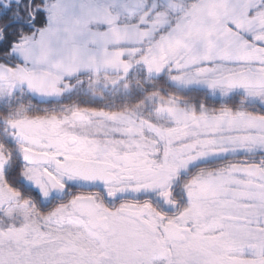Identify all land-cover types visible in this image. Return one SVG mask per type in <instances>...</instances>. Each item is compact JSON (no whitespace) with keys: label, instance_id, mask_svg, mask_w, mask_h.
<instances>
[{"label":"snow or ice","instance_id":"snow-or-ice-1","mask_svg":"<svg viewBox=\"0 0 264 264\" xmlns=\"http://www.w3.org/2000/svg\"><path fill=\"white\" fill-rule=\"evenodd\" d=\"M0 264H264V0H0Z\"/></svg>","mask_w":264,"mask_h":264}]
</instances>
